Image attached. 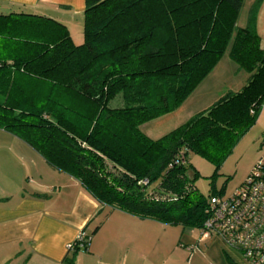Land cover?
<instances>
[{"label":"trees","instance_id":"trees-1","mask_svg":"<svg viewBox=\"0 0 264 264\" xmlns=\"http://www.w3.org/2000/svg\"><path fill=\"white\" fill-rule=\"evenodd\" d=\"M243 4L86 0L79 46L54 20L0 15V129L78 180L104 220L120 211L201 229L208 199L220 194L198 192L197 173L195 179L188 174L189 155L219 172L264 106V48L257 31L263 0H256L241 28ZM228 50L249 74L247 84L163 138H148L142 124L183 105ZM62 95L88 105L89 113L69 111L59 103ZM155 181L160 184L151 195ZM77 253L64 263L75 264Z\"/></svg>","mask_w":264,"mask_h":264},{"label":"crops","instance_id":"crops-1","mask_svg":"<svg viewBox=\"0 0 264 264\" xmlns=\"http://www.w3.org/2000/svg\"><path fill=\"white\" fill-rule=\"evenodd\" d=\"M85 10L86 0H0V15H39L54 20L67 27L77 46L84 42ZM257 31L264 48V0ZM263 116L262 109L257 124ZM1 132L12 137L14 150L6 159L16 161L11 162L10 172L17 189L0 198V264H65L70 258L67 247L80 232L90 236L91 242L88 251L76 255L75 264H136L137 257L152 259L155 242L176 248L179 227L120 211L104 220L101 207L78 180L51 168L12 134ZM29 175L33 180L29 181ZM25 179L35 183L32 192L26 190Z\"/></svg>","mask_w":264,"mask_h":264},{"label":"rangeland","instance_id":"rangeland-1","mask_svg":"<svg viewBox=\"0 0 264 264\" xmlns=\"http://www.w3.org/2000/svg\"><path fill=\"white\" fill-rule=\"evenodd\" d=\"M255 2L256 0H244L238 21L239 27L244 28L247 26L249 13ZM248 79L249 74L240 69L231 60L228 50L212 73L205 78L183 105L165 116L142 124L141 131L148 138L159 140L186 124L198 113L214 106L229 92H237L242 89L247 84ZM31 90L36 95H39L38 87L32 86ZM40 93L45 94L46 92L42 90ZM60 98L62 99L60 100ZM59 103L68 108L69 111L79 114L89 113L88 105L78 103L72 97L68 98V96L62 95L59 97ZM11 138L10 135L0 130V172L3 170L0 173V198L4 197L5 193H12L17 189L15 179L10 172V170H13L11 162L16 161L6 159L9 158L8 155L11 150H14L10 141ZM263 154L264 116L261 122L256 124L241 139L233 154L227 159L219 172H216L215 166L204 158L190 154L188 157V174L191 179H195V173H197L195 187L204 197H209L211 192H217L222 197H229L245 182L254 165ZM30 180L33 179L29 175ZM29 181L25 179L24 186L28 192H32L35 183L29 184ZM41 184L44 185L45 183ZM159 184L160 181L153 182L148 187V193L152 195L158 189ZM174 227H179L177 228L179 241L176 248L178 247L185 251V254L179 250L176 251L174 245L167 247L155 242V253L152 259L145 261L143 258L137 257L135 259L136 264H244L241 254L227 245L220 237L211 236L208 239L200 240L201 231L199 229L192 230L183 229L181 226ZM180 241L181 243H179ZM187 241L190 243H187ZM184 244H189L190 246H185ZM79 252L86 251L81 250ZM73 255L74 252H71L70 257Z\"/></svg>","mask_w":264,"mask_h":264},{"label":"built area","instance_id":"built-area-1","mask_svg":"<svg viewBox=\"0 0 264 264\" xmlns=\"http://www.w3.org/2000/svg\"><path fill=\"white\" fill-rule=\"evenodd\" d=\"M206 215L200 240L220 237L241 254L244 264H264V154L232 195L208 199ZM90 242L91 237L80 232L67 251H88Z\"/></svg>","mask_w":264,"mask_h":264}]
</instances>
